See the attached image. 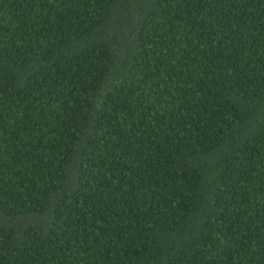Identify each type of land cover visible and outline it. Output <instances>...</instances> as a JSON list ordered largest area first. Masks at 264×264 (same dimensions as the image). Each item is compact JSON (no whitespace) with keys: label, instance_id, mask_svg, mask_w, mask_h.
<instances>
[{"label":"trees","instance_id":"16d2710c","mask_svg":"<svg viewBox=\"0 0 264 264\" xmlns=\"http://www.w3.org/2000/svg\"><path fill=\"white\" fill-rule=\"evenodd\" d=\"M0 264H264V0H0Z\"/></svg>","mask_w":264,"mask_h":264}]
</instances>
